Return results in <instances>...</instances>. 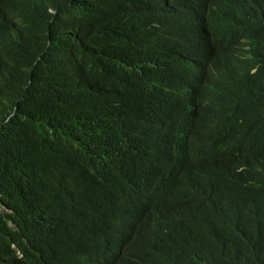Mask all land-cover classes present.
I'll return each mask as SVG.
<instances>
[{
    "label": "trees",
    "instance_id": "1",
    "mask_svg": "<svg viewBox=\"0 0 264 264\" xmlns=\"http://www.w3.org/2000/svg\"><path fill=\"white\" fill-rule=\"evenodd\" d=\"M212 1L0 0V264H97L130 202L171 203L178 165L217 190L197 235L264 264V119L187 84L212 28L264 42V0ZM231 63L264 106V60Z\"/></svg>",
    "mask_w": 264,
    "mask_h": 264
},
{
    "label": "clouds",
    "instance_id": "2",
    "mask_svg": "<svg viewBox=\"0 0 264 264\" xmlns=\"http://www.w3.org/2000/svg\"><path fill=\"white\" fill-rule=\"evenodd\" d=\"M189 1L204 6L212 15V0ZM206 34L210 38L211 57L195 62L202 65L201 75L187 84L205 100L206 111L250 107L244 114L260 122L264 119V106L244 96L245 77L231 62L264 60V42L250 34L233 37L227 30L218 28ZM260 66L257 65L252 73L256 74ZM184 132H190V127L176 125L169 130L168 136ZM178 167L183 178L168 184V188H175L173 193L168 191L171 203H164L160 197L154 207H135L130 202V208L114 218L117 230L102 231V252L97 264H233L224 243L215 239L209 247L206 239L197 235L206 222L201 203L205 197L214 198L216 188H200L197 185L202 179L200 171L189 175L180 165ZM214 221L224 225L225 214Z\"/></svg>",
    "mask_w": 264,
    "mask_h": 264
},
{
    "label": "bare ground",
    "instance_id": "3",
    "mask_svg": "<svg viewBox=\"0 0 264 264\" xmlns=\"http://www.w3.org/2000/svg\"><path fill=\"white\" fill-rule=\"evenodd\" d=\"M220 9H221V8H220ZM199 15H200V14H199ZM199 15H198V16H199ZM199 18H200V17H199ZM199 18H198V19H199ZM198 19L195 20V21H199ZM200 20H201V19H200ZM199 22H200V21H199ZM197 24H198V23H197ZM199 24H200V23H199ZM199 26H200V25H199ZM196 27H197V26H196ZM201 28H202V27H201ZM200 34H201V33H200ZM202 35H203V34H202ZM200 45H201V44H200ZM202 45H203V44H202ZM202 47H203V46H202ZM202 47H201V48H202ZM202 50H204V48H203ZM203 56H204V54H203ZM261 142H262V141H261ZM231 196H232V195H231Z\"/></svg>",
    "mask_w": 264,
    "mask_h": 264
}]
</instances>
